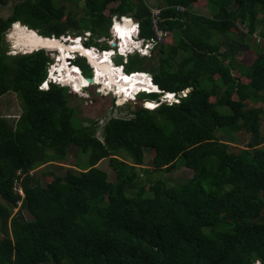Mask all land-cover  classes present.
I'll return each mask as SVG.
<instances>
[{"label":"trees","instance_id":"trees-1","mask_svg":"<svg viewBox=\"0 0 264 264\" xmlns=\"http://www.w3.org/2000/svg\"><path fill=\"white\" fill-rule=\"evenodd\" d=\"M9 2L11 14L0 15V98L19 93L24 109L18 118L0 113V264H264V45L251 44L256 32L264 38V0H160L157 25L168 35L158 51L116 62L151 72L180 101L143 93L158 105L132 110L129 102L132 116L109 118L101 137L97 121L74 116L68 87L40 88L52 62L45 48L9 53V30L22 23L49 38L89 31L88 45L108 48L96 37H110L114 16L135 18L140 36L155 38L153 7L147 0H0ZM198 2L212 15L196 12ZM248 51L255 58L244 64L239 55ZM102 97L94 95L101 106L113 101ZM224 128L246 132L249 142L232 150L220 138ZM72 146L89 155L87 165L37 174L40 165L65 163ZM179 158L193 174L169 185L163 174ZM103 159L115 181L98 166Z\"/></svg>","mask_w":264,"mask_h":264},{"label":"rangeland","instance_id":"rangeland-1","mask_svg":"<svg viewBox=\"0 0 264 264\" xmlns=\"http://www.w3.org/2000/svg\"><path fill=\"white\" fill-rule=\"evenodd\" d=\"M147 1H148L149 5L153 8H155L156 5L162 3V2H160V0H147ZM67 4L69 6L71 13H75L78 15L84 14V11L81 12V9H78V6L72 4L71 2H67ZM12 9H13V3L12 2H9L6 5L0 4V15L3 17L9 16L12 12ZM193 9L196 12L203 14V15H212V13L214 12L212 7H210L207 4H203L202 2H198V4ZM262 16L263 15H260L259 17L262 18ZM115 18L116 17H114L113 20ZM18 25L21 26L22 28H28L31 31L37 32L36 30H33V29L29 28L28 26H26L22 23H16L15 25H13L11 27V29L9 30V33L7 36V44H8L9 49H10L9 53H13V54L22 52L21 49H19L15 45L14 37L12 35L15 28ZM239 27L244 32L247 31V28L245 26L240 25ZM261 28L262 27H259V29H261ZM256 33H255V35H258L260 37L258 32H256ZM110 34H111V32H110ZM254 36H253V39L251 40L252 41L251 44L253 45L254 43H257L260 46H262L263 44L261 42L256 41ZM110 38H112V34L110 35L109 38H106V39L105 38H101V39L99 38V39H97V41L106 42V44L109 45V43H107V42H108V39H110ZM258 39H261V38H258ZM167 40H169V42H173V38L171 39L170 36L167 37ZM57 48H53V47H46L45 48V50L50 54L51 58L55 57L56 60L53 63H56V65L59 63L58 53L54 52ZM156 51H158V49L155 50L154 52L156 53ZM154 52L150 54L151 57H153L155 55ZM254 58H255V53L253 51H248L245 54L239 55V59H241L240 61L243 62L244 64H250L254 60ZM155 65L156 66L158 65L156 60L147 63L148 67H152ZM90 72H91V70H90ZM63 81H66V80L63 79ZM91 88L89 87L83 91H76L74 89L76 92H80V93H75L71 89H69V91L72 92L70 105L75 110L74 116L80 122L89 123L90 121L95 120L99 123L97 135L99 137H101L103 125L107 122V120L109 118L120 117V116L130 117L132 115L129 113L127 107L125 106L126 104L129 103V101L124 105L123 104L115 105L113 103L114 102L113 95L105 94L104 91H102L104 94L101 95L98 93L99 91H97L98 90L97 87H94L92 89ZM105 92H109V90H107ZM94 95H98L100 97L103 96L102 97L103 100H107L106 98L112 97L113 101H112V103H110L106 106H101L100 104H98L97 100H95ZM106 95H108V96H106ZM151 101H155V100H151ZM147 102H149V101H146V105L148 106ZM104 105H105V103H104ZM131 105H133L134 108H138L141 106L144 107V99H141L138 97L137 100H135L133 103H131ZM23 109H24V103L22 100V96L19 93L10 92V93H7L0 98V113L7 116V117L18 118L19 115L22 113ZM79 121L74 119L75 124H80ZM262 131L264 134V128L262 129ZM221 132L222 133L220 134V138L222 140L228 141L231 144L232 150L238 151L239 149L245 147L250 140V135L247 134L246 132H243V131L234 132V131L229 130V128H224V130ZM148 151L149 150L147 149L146 150V154H147L146 161L149 164V152ZM88 161H89V155L87 153H84L80 147L72 146L69 150L67 157H66L65 163L40 165L38 169L36 168V171H37V174L39 176H41V173L46 171V170H54L58 174H64L66 171V167H68V166L78 167L80 164L87 165ZM182 161H183V159L179 158L178 166L173 171L166 172L163 174L164 179L168 182L169 185L184 182L192 176L193 171L190 168L186 167ZM98 166L101 169L108 172L109 180H111V181L116 180V174L113 171V169L110 167L108 159L101 160L99 162ZM41 180L43 183L46 182V181L44 182V179H41ZM26 215H28V213ZM1 237H2V235L0 234V238Z\"/></svg>","mask_w":264,"mask_h":264},{"label":"clouds","instance_id":"clouds-1","mask_svg":"<svg viewBox=\"0 0 264 264\" xmlns=\"http://www.w3.org/2000/svg\"><path fill=\"white\" fill-rule=\"evenodd\" d=\"M116 17L113 21H112V25L110 28V32L112 34V38L108 39L109 45L108 48H103L99 45H95V44H91L88 45L87 42L89 41L91 35V32L89 31H84L82 34H75V35H63L61 36L60 40H62V42L64 43L65 47L64 49L61 48H57L54 52L58 53L59 56V63L56 65V63H53L56 59L55 57L52 58V62L50 63L49 67H48V72H47V78L46 80L41 84L40 88L42 89H48L50 83H54V84H58L61 86H65L68 87L69 89H71L73 92L75 93H80V92H76L72 86L71 83H67L64 80H67V76L68 74H72L74 73L76 76L80 75L83 77H94V72H95V67L90 63V54L88 52L90 51H94V53L100 57V56H105L106 53H109V63L112 64L115 68H120L121 72L123 73L124 76L126 77H131L133 74L137 73V72H127L125 70V64H118L116 62V59L118 57H122L124 60V63H126L128 61V58L130 55H135V54H139L141 56H151L150 54L153 53V50L156 48V46L159 44H155L152 47L148 46L147 44V40L145 38H142L140 36V26H139V22L130 16H121V17ZM113 17V18H114ZM124 19H128L131 21V25L128 31V42L125 43L124 45V49L122 48V43L124 42L123 38L118 34L119 32L117 30L114 29V26L117 22H122ZM34 30V29H33ZM110 34V35H111ZM122 39H121V38ZM109 38V37H107ZM97 39H99V37H96V41ZM106 39V38H105ZM78 40V42H77ZM114 40V41H113ZM106 41V40H105ZM98 42V41H97ZM100 43H106V42H101ZM76 45H81V47H83L86 50V54H83L81 52V48L76 47V48H72L73 46ZM45 48V47H43ZM78 60H82L85 62L86 65H88V67L91 70L92 75L91 76H86L83 72V69L80 65L77 64ZM69 71H71L69 73ZM143 73H146L148 75L146 83L149 84L151 86V89H148L145 87V84L141 83L138 84L135 88H133L132 90H126L124 89V91L128 92L127 94L123 92H121L120 94H118V92L114 91L113 89H108L105 88V91L109 90V92H104L105 94H111L113 95L115 102H116V98L117 97H121V96H127V100H125L126 104L128 101L133 103L135 100H137V98L143 94V93H159L161 94V102H168V103H173V102H179V97L176 93L173 92H164L162 91L159 86L154 82L153 80V76H149V74H152L151 72L148 71H143ZM86 87L89 88L90 85H95L97 87V91L101 92L102 94H104L100 89L101 87H103V84L101 82H94V83H90ZM130 87V85H129ZM85 90V89H84ZM187 91L182 92V95H186ZM146 101L148 100H144V106L145 107H149V108H154L158 105V100L156 101V105L155 106H147L146 105Z\"/></svg>","mask_w":264,"mask_h":264},{"label":"bare ground","instance_id":"bare-ground-1","mask_svg":"<svg viewBox=\"0 0 264 264\" xmlns=\"http://www.w3.org/2000/svg\"><path fill=\"white\" fill-rule=\"evenodd\" d=\"M131 25V21L128 19H124L122 22H117L114 26V29L117 30L119 35L123 38L124 42L122 43V48L124 47L125 43L128 42V31ZM13 37L15 41V45L21 50H32L37 47H53V48H66L62 40L58 38H44L39 36L37 32L31 31L28 28H22L21 26H17L13 32ZM120 37V38H121ZM121 38V39H122ZM78 42V40H77ZM79 47L81 48V52L86 54V50L81 47V45L73 46L72 48ZM124 49V48H123ZM91 56L90 63L95 67V82H101L103 87H101V91L105 92V88L113 89L114 91L120 94L121 92L126 90H132L138 84H145V87L151 89V86L146 83L148 75L143 72H137L133 74L131 77H126L121 72L120 68H115L112 64L109 63V53H106L105 56L98 57L94 51L88 52ZM71 71H69L70 73ZM152 77V76H151ZM66 82L71 83L73 88L76 91H83L86 89L89 83L86 77L83 76H76L74 73L68 74L66 78ZM130 85V87H129ZM91 86V85H90ZM89 86V87H90ZM102 95L101 92H98ZM125 94L128 92L124 91ZM127 96H121L116 98L115 105H120L127 100ZM115 101V99H114ZM148 106H155L156 101H149L147 102Z\"/></svg>","mask_w":264,"mask_h":264},{"label":"built area","instance_id":"built-area-1","mask_svg":"<svg viewBox=\"0 0 264 264\" xmlns=\"http://www.w3.org/2000/svg\"><path fill=\"white\" fill-rule=\"evenodd\" d=\"M178 9H184L183 7H178ZM153 17H154V25H155V29H156V37L155 38H151L147 40V45L148 46H153L157 43H160L162 41V39L167 36L168 31H162L158 28L157 22H158V16L160 14V9H158L157 7L153 8ZM257 34V33H256ZM255 35V34H254ZM255 40L258 42H261L264 45V38L263 37H259L258 35L254 36ZM261 38V39H258ZM21 194H23L22 189L19 190Z\"/></svg>","mask_w":264,"mask_h":264},{"label":"water","instance_id":"water-1","mask_svg":"<svg viewBox=\"0 0 264 264\" xmlns=\"http://www.w3.org/2000/svg\"><path fill=\"white\" fill-rule=\"evenodd\" d=\"M39 36H42V35H40V34H38ZM42 37H44V38H48V39H50L49 37H45V36H42ZM41 48H43V47H37V48H34V49H32V50H21L22 51V53H30V52H33V51H35V50H38V49H41ZM149 76H152V74H149ZM95 78L94 77H88L87 78V81L88 82H90V83H94L95 82ZM115 102V101H114ZM113 102V103H114ZM115 104V103H114ZM131 109L132 110H135L136 108H134L133 107V105L131 106Z\"/></svg>","mask_w":264,"mask_h":264}]
</instances>
